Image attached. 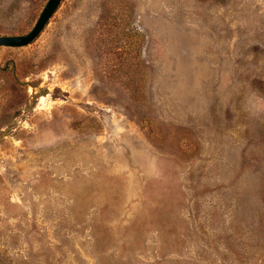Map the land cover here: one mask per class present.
<instances>
[{
    "label": "rangeland",
    "instance_id": "374dc122",
    "mask_svg": "<svg viewBox=\"0 0 264 264\" xmlns=\"http://www.w3.org/2000/svg\"><path fill=\"white\" fill-rule=\"evenodd\" d=\"M0 264H264V0H61L0 46Z\"/></svg>",
    "mask_w": 264,
    "mask_h": 264
},
{
    "label": "water",
    "instance_id": "95a60500",
    "mask_svg": "<svg viewBox=\"0 0 264 264\" xmlns=\"http://www.w3.org/2000/svg\"><path fill=\"white\" fill-rule=\"evenodd\" d=\"M61 0H46L30 30L23 34L0 35V46L18 47L30 43L43 29Z\"/></svg>",
    "mask_w": 264,
    "mask_h": 264
}]
</instances>
